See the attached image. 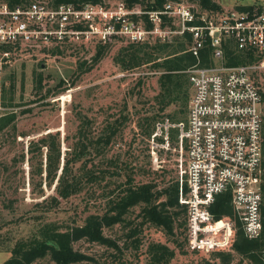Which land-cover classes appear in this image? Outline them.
Instances as JSON below:
<instances>
[{
	"label": "rangeland",
	"instance_id": "374dc122",
	"mask_svg": "<svg viewBox=\"0 0 264 264\" xmlns=\"http://www.w3.org/2000/svg\"><path fill=\"white\" fill-rule=\"evenodd\" d=\"M183 1L194 10L200 9L190 0ZM212 1L223 9L264 3ZM98 46L67 45L53 52V47L50 51L23 52L1 74L0 119L9 118L11 122L0 132V264L9 258V251L18 240L30 237L45 223L65 228L81 225L89 214H101L109 192L116 194L127 177L133 184L151 182L160 189L176 180L178 174L182 176L178 144L187 119L190 89L184 85L160 112L161 100L157 96L162 69L148 63L125 70L121 63L129 48L150 50L144 45L130 47L119 37L94 60ZM167 54L154 53L158 58ZM256 79L264 93V74ZM59 82L62 84L58 87ZM155 115L158 117L151 126L144 121ZM107 137L109 142L105 143ZM66 160L67 179L76 184L77 192L54 205L48 201L55 196ZM55 174L54 181H50ZM89 174L96 180L89 181ZM138 211L135 207L128 214L132 225L140 224ZM182 218L180 215V222ZM127 231L121 225L103 230V235L114 241L118 249L87 240L75 242L74 250L90 258L77 264H146L150 242L174 251L169 264H223L215 255L184 245L179 228L175 237H168L160 228L143 224L137 250L127 239ZM208 237L210 240L212 234ZM33 264L54 263L45 258ZM229 264L247 262L233 255Z\"/></svg>",
	"mask_w": 264,
	"mask_h": 264
},
{
	"label": "built area",
	"instance_id": "2783aa9c",
	"mask_svg": "<svg viewBox=\"0 0 264 264\" xmlns=\"http://www.w3.org/2000/svg\"><path fill=\"white\" fill-rule=\"evenodd\" d=\"M250 6L194 10L176 0L144 10L128 9L122 0L78 5L30 0L10 5L0 0V77L12 59L32 50L109 45L119 37L133 45L163 44L187 36L184 52L196 62L183 71L191 95L178 144L179 202L187 206L189 248L206 253L225 249L234 226L229 220L213 221L208 207L217 195L229 194L246 237H258L262 228L264 103L256 77L264 74V3ZM227 49L251 54L254 61L230 65Z\"/></svg>",
	"mask_w": 264,
	"mask_h": 264
},
{
	"label": "trees",
	"instance_id": "16d2710c",
	"mask_svg": "<svg viewBox=\"0 0 264 264\" xmlns=\"http://www.w3.org/2000/svg\"><path fill=\"white\" fill-rule=\"evenodd\" d=\"M10 5L22 3L24 0H3ZM102 0H51L50 4H82L98 3ZM128 9L140 7L144 10H157L162 7L166 1L176 0H122ZM202 9L208 11L222 10L221 6L212 0H190ZM239 10H249L252 6H237ZM149 27V25H148ZM185 41V42H182ZM177 44L172 48V45ZM189 45V38L174 39L169 43L156 42L154 45H144L149 52L143 50L130 49L125 51L122 59L123 69L137 67L142 64L152 63L153 68H160L158 86L159 94L157 99L161 100L160 112L172 102L171 97L175 92L181 90L184 85L190 89L187 76L183 73L189 66L195 64L196 60L189 53L184 52ZM133 47V44H130ZM107 45L96 47L93 57L97 60L104 53ZM168 50V51H167ZM168 53L162 58H158L154 53ZM174 55L173 57H170ZM228 58V64L237 65L251 63L254 58L251 54L233 53L230 50L225 51ZM202 63L207 62V51L200 54ZM158 60V61H157ZM157 61V62H155ZM184 77L186 79H184ZM41 82L39 79L38 83ZM73 83V82H72ZM62 82H59V87ZM185 100L188 98V92H184ZM264 103V93H262ZM24 112V111H23ZM155 115L151 118H145V122L151 126ZM11 119H0V132L2 128L9 124ZM155 123V122H154ZM83 125L79 127L81 133ZM111 128V127H110ZM110 130L113 134L114 131ZM53 136V135H50ZM109 142V137L105 143ZM178 144V141H177ZM177 147V146H176ZM262 205H261V232L256 238L245 236L241 227V222L235 218L234 210L231 206V198L228 193L220 194L215 197L214 202L208 207V211L213 215V221L229 220L233 222L234 233L230 240L229 246L225 249L213 248L208 254L215 255L223 264H229L233 255L238 256L247 264H264V114L262 128ZM56 160H59L58 147L56 145ZM57 168H55L56 170ZM69 160H66L55 186V196L50 197L48 202L54 205L59 203V199L65 200L77 192V186L74 182L69 181ZM56 178V174L52 180ZM89 181H95L96 177L88 175ZM183 193H186L185 186ZM117 193L109 192L110 196L106 201L105 207L101 214H89L85 217L83 223L77 226L63 227L56 223H45L30 237L18 240L9 251V258L2 264H33L38 260L49 258L54 264H77L89 260L87 256L74 250L73 245L79 240H87L90 243L104 244L108 247L118 249L117 244L103 235L105 228H112L115 225H121L128 228L126 237L131 241L133 249L137 250L140 246L139 239L140 229L143 224H150L160 228L168 237H175L176 229L179 228L180 235H183V244L188 246V214L187 206L180 204L179 192L180 185L178 178L158 189L151 182L133 184V180L127 177L125 183L118 187ZM46 202V204L48 203ZM138 207V217L140 224H133L129 221L130 211ZM180 215L183 217L180 222ZM176 240H174L175 242ZM177 245L181 246L180 242ZM189 247V246H188ZM148 260L146 264H169L174 257V251L168 246L161 243L150 242L147 246Z\"/></svg>",
	"mask_w": 264,
	"mask_h": 264
}]
</instances>
